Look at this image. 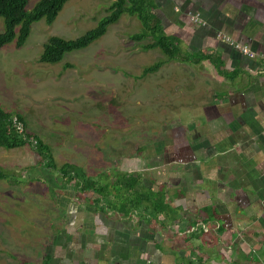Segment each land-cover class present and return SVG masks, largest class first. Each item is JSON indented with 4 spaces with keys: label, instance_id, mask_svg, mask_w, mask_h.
Here are the masks:
<instances>
[{
    "label": "crops",
    "instance_id": "crops-1",
    "mask_svg": "<svg viewBox=\"0 0 264 264\" xmlns=\"http://www.w3.org/2000/svg\"><path fill=\"white\" fill-rule=\"evenodd\" d=\"M154 2L165 33L176 36L184 52L215 56L228 74L219 75L207 60H170L184 62V74L195 86L200 70L201 101L192 102L201 122L179 125L184 140H172L167 155L164 149L152 157L140 152L120 158L119 172L139 174L144 189L163 192L167 214L148 222L143 212L124 216L100 210L103 202L98 206L80 200L75 191L58 190L61 217L48 221L45 231H28L30 240L23 247L31 260L26 261L264 264V0ZM189 12L198 13L201 22L191 23ZM226 38L249 46L256 56L249 58ZM166 63L154 73H161ZM139 78L140 86L147 87L143 73ZM154 87L171 90L166 96L172 99L178 84ZM197 91L191 94L197 96ZM51 224L57 225L56 232Z\"/></svg>",
    "mask_w": 264,
    "mask_h": 264
},
{
    "label": "rangeland",
    "instance_id": "rangeland-1",
    "mask_svg": "<svg viewBox=\"0 0 264 264\" xmlns=\"http://www.w3.org/2000/svg\"><path fill=\"white\" fill-rule=\"evenodd\" d=\"M37 1L29 0L27 9ZM111 2L69 0L51 25L44 20L33 23L21 48L14 42L0 48V108L23 118L26 132L49 147L58 167L70 163L96 182L114 184L121 157L140 152L145 156V149L155 156L159 140L167 155L172 140H184L179 125L201 122L193 103L200 104L201 80L197 70L196 88L184 74L182 60L168 61L159 49L144 50L148 40L132 41L129 36L141 31V24L126 14L100 39L66 53L60 63L38 61L49 37L70 40L82 36L107 15ZM159 60L167 62L161 73L145 76L147 87L140 86L143 70ZM171 81L178 87L168 99L171 90L164 89V94L154 86ZM195 89L197 96L191 94ZM0 166L8 175L0 181V264H35L26 261L31 254L23 247L30 240L28 231H45L48 221L61 217L55 196L58 190L72 194L74 186L41 166L29 146L0 147ZM50 227L56 232L57 225Z\"/></svg>",
    "mask_w": 264,
    "mask_h": 264
},
{
    "label": "trees",
    "instance_id": "trees-1",
    "mask_svg": "<svg viewBox=\"0 0 264 264\" xmlns=\"http://www.w3.org/2000/svg\"><path fill=\"white\" fill-rule=\"evenodd\" d=\"M69 0H39L28 10L29 0H0V19L3 20V31L0 32V48L14 42L21 48L26 42L31 25L40 20L51 25L63 6ZM154 0H112L107 8V15L102 17L97 25L76 39H64L51 36L43 45L38 61L44 64H58L66 53L87 48L107 32L109 26L117 23L124 14L135 16L141 24V31L129 38L134 42L148 40L142 47L144 50L159 49L164 57L177 60L186 56L195 63L209 61L219 75L227 76L222 62L215 56L203 51L186 53L182 50L180 40L173 35H167L160 19L154 14ZM165 60H159L143 70V76L160 69ZM69 66V65H68ZM20 126V128H19ZM29 146L40 158V165L58 173L63 179L74 186L77 197L81 200L93 201L100 210L107 208L127 216L135 211L149 216L148 222L157 219L158 215L166 213L168 204L163 192L154 193L143 187L142 176L117 173L114 184L99 183L88 176L80 167L70 163L57 166L52 152L41 139L30 136L25 130V122L19 115L5 112L0 108V147L16 149ZM8 175L0 166V181L7 180ZM114 186V187H113ZM87 194H92L87 198ZM167 214V213H166Z\"/></svg>",
    "mask_w": 264,
    "mask_h": 264
},
{
    "label": "built area",
    "instance_id": "built-area-1",
    "mask_svg": "<svg viewBox=\"0 0 264 264\" xmlns=\"http://www.w3.org/2000/svg\"><path fill=\"white\" fill-rule=\"evenodd\" d=\"M188 18L190 20L191 23L193 24H198L201 22V17L198 13L196 12H189L188 13ZM226 40L230 41V43L233 44V46L238 49L240 52H242L243 54H245L246 56H248L249 58H254L256 56L255 52H253L249 46L245 45V44H241L235 41L230 40L229 38H226ZM20 128V126H19ZM201 227L204 231H206L205 226L201 224ZM197 226L193 228V230H196Z\"/></svg>",
    "mask_w": 264,
    "mask_h": 264
},
{
    "label": "flooded vegetation",
    "instance_id": "flooded-vegetation-1",
    "mask_svg": "<svg viewBox=\"0 0 264 264\" xmlns=\"http://www.w3.org/2000/svg\"><path fill=\"white\" fill-rule=\"evenodd\" d=\"M161 145H162L161 142L158 141L157 144H156V148H155V149L157 150V154L160 152L159 150H161V149H160V148H161ZM155 149H153V151L150 150V151L152 152L151 154H155V153H154V152H155ZM148 151H149L148 149H145V150H144L145 153L147 152L146 156H147V155H148V156L150 155ZM161 151H162V150H161ZM160 154H162V153H159L158 155H160ZM149 160H150V159H148V165H149Z\"/></svg>",
    "mask_w": 264,
    "mask_h": 264
}]
</instances>
